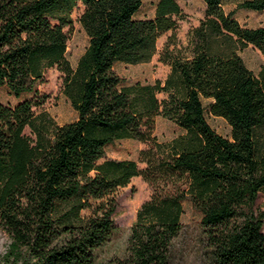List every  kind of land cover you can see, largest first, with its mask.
<instances>
[{"label":"trees","instance_id":"trees-1","mask_svg":"<svg viewBox=\"0 0 264 264\" xmlns=\"http://www.w3.org/2000/svg\"><path fill=\"white\" fill-rule=\"evenodd\" d=\"M201 1L203 18L183 49L161 52L163 81L122 85L114 64L150 59L156 37L176 27L174 0H156L148 19L133 17L142 0H0V87L30 95L0 102V230L8 239L0 264H92L115 230L114 192L134 176L150 196L135 213L125 256L110 264H171L185 200L200 214L207 264H264V212L255 206L264 190V62L254 76L237 54L250 44L264 59V23L241 26L221 0ZM77 3L87 44L72 67L62 28ZM236 7L259 11L264 0ZM50 68L62 74L75 112L60 125L33 110ZM202 99L229 137L209 127ZM156 116L183 133L157 142ZM120 139L146 144L137 153L143 167L99 161Z\"/></svg>","mask_w":264,"mask_h":264},{"label":"rangeland","instance_id":"rangeland-1","mask_svg":"<svg viewBox=\"0 0 264 264\" xmlns=\"http://www.w3.org/2000/svg\"><path fill=\"white\" fill-rule=\"evenodd\" d=\"M180 8V15L176 18V27L173 31H165L155 39V50L147 62L137 64H125L116 62L113 66L115 73L121 79L122 85L134 82L151 84L158 80L163 81L168 73V66L160 61L159 57L164 48L167 50L176 48L182 50L187 43L188 32L195 27L204 15V4L201 0H174ZM242 0H221V8L224 12L232 11V17L239 25L254 28L264 23V9L253 11L237 8L236 4ZM156 0H142L139 9L135 12V19H148L153 16V7ZM82 6L77 3L69 13L70 25L64 26L62 32L66 36L64 55L69 64L74 67L78 57L84 51L87 37L77 18ZM244 66L254 76H257L259 66L264 62L259 52L250 44L237 51ZM39 94L43 95V102L34 107V112L44 111L58 125L75 118V112L71 108L67 98L62 93V74L55 68L47 69L43 81L37 86ZM29 94L13 96L9 91L0 87V102L14 105L28 99ZM162 93L156 94L157 99L163 98ZM204 109V118L209 127L223 137H229V126L218 116L208 112V100H201ZM25 132H27L25 130ZM183 133V130L166 118L156 116L154 120L153 136L157 142H168L173 137ZM146 147L132 139L115 140L104 147L102 159H130L134 160L138 168L144 166L137 161V153ZM150 196V189L140 176L130 178L129 182L118 187L114 192L115 207L111 215L115 230L107 243L99 247L94 253L92 264H110L113 259H121L125 256L126 240L129 228L135 219V213L140 204ZM255 206L264 212V190H260L255 199ZM81 214H86L81 211ZM200 214L185 200L182 202V214L180 216L181 230L173 239L171 248V264H207L206 251L204 249L201 231L198 226ZM264 228V225H263ZM8 242L7 236L0 230V256Z\"/></svg>","mask_w":264,"mask_h":264}]
</instances>
